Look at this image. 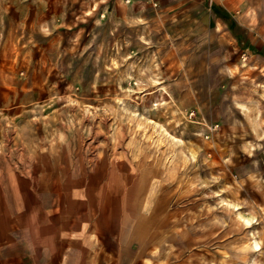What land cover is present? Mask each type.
Here are the masks:
<instances>
[{"label":"rangeland","instance_id":"374dc122","mask_svg":"<svg viewBox=\"0 0 264 264\" xmlns=\"http://www.w3.org/2000/svg\"><path fill=\"white\" fill-rule=\"evenodd\" d=\"M207 8L0 0V264L42 197L121 223L91 264H264V84Z\"/></svg>","mask_w":264,"mask_h":264},{"label":"crops","instance_id":"0c3cea01","mask_svg":"<svg viewBox=\"0 0 264 264\" xmlns=\"http://www.w3.org/2000/svg\"><path fill=\"white\" fill-rule=\"evenodd\" d=\"M144 4H155L162 11L171 12L182 3L190 1L206 2L207 10L213 21L223 27L225 36H232L233 40L243 43V51L256 57L259 64L257 73H251L252 77L259 78L264 84V27L252 26L250 16L241 15L245 6L244 0H138ZM242 21L240 19L242 18ZM245 28V34L241 35L236 28ZM225 30V29H224ZM220 32L219 30H216ZM60 202L36 200L29 205L26 204L24 212L20 213L19 221L21 231L18 234L23 245L25 255L31 264H91L92 256L106 257L117 256L116 252L110 251L108 242H117V233H122V225L108 228L106 218L100 217L99 212L84 210L81 206H61ZM9 215V207H5ZM81 209L84 211L81 212ZM77 213V214H76ZM9 216L1 218L0 224L11 225ZM23 218L25 219L23 221ZM32 226V228L30 227ZM34 227V228H33ZM10 228V227H8ZM0 233L1 243L12 244L16 241L15 231ZM108 233L112 236L108 239ZM6 240V241H5ZM138 243V242H137ZM19 246H22L18 243ZM119 252V250H117ZM23 261V259H22Z\"/></svg>","mask_w":264,"mask_h":264},{"label":"bare ground","instance_id":"6f19581e","mask_svg":"<svg viewBox=\"0 0 264 264\" xmlns=\"http://www.w3.org/2000/svg\"><path fill=\"white\" fill-rule=\"evenodd\" d=\"M217 30H222V25H221V23H219L218 24V26H217ZM258 67L256 66V65H252V69H254V70H256ZM6 166H8L7 164H6ZM32 166V165H31ZM10 167V166H9ZM42 167V166H41ZM16 168V167H15ZM7 169V168H6ZM25 169V168H24ZM28 169V168H27ZM8 170V169H7ZM10 170V169H9ZM11 171V170H10ZM14 173V172H13ZM25 174V173H24ZM39 174V173H38ZM33 175V174H32ZM20 176V175H19ZM58 176V175H57ZM22 177V176H21ZM33 177V176H32ZM8 178V177H7ZM39 178V177H38ZM35 179V178H34ZM58 180H59V178H58ZM33 181V180H32ZM36 183V182H35ZM57 183H60L59 181L57 182ZM9 184V183H8ZM32 185V184H31ZM57 185V184H56ZM37 186V185H36ZM33 187V186H32ZM47 189H48V187H47ZM49 190V189H48ZM77 214V213H76Z\"/></svg>","mask_w":264,"mask_h":264},{"label":"trees","instance_id":"16d2710c","mask_svg":"<svg viewBox=\"0 0 264 264\" xmlns=\"http://www.w3.org/2000/svg\"><path fill=\"white\" fill-rule=\"evenodd\" d=\"M237 27H239V26H237Z\"/></svg>","mask_w":264,"mask_h":264}]
</instances>
